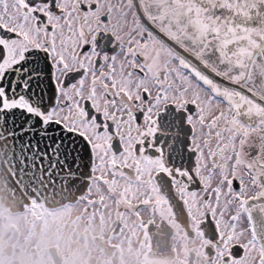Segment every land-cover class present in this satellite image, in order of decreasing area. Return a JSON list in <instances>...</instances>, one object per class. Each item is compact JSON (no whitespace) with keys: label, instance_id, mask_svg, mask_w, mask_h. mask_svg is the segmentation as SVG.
I'll return each instance as SVG.
<instances>
[{"label":"snow or ice","instance_id":"1","mask_svg":"<svg viewBox=\"0 0 264 264\" xmlns=\"http://www.w3.org/2000/svg\"><path fill=\"white\" fill-rule=\"evenodd\" d=\"M5 163L33 205L167 209L264 264V0H0Z\"/></svg>","mask_w":264,"mask_h":264},{"label":"flooded vegetation","instance_id":"2","mask_svg":"<svg viewBox=\"0 0 264 264\" xmlns=\"http://www.w3.org/2000/svg\"><path fill=\"white\" fill-rule=\"evenodd\" d=\"M108 204L103 212L72 197L54 207L29 202L17 210L0 204V264H207V242L186 232L170 210L126 214L124 235H114L116 205ZM152 222L159 234L146 230Z\"/></svg>","mask_w":264,"mask_h":264},{"label":"water","instance_id":"3","mask_svg":"<svg viewBox=\"0 0 264 264\" xmlns=\"http://www.w3.org/2000/svg\"><path fill=\"white\" fill-rule=\"evenodd\" d=\"M34 198L33 194L26 190V186L12 175L7 163L0 165V204L18 210L24 208ZM68 198L70 197L62 198L57 196L54 200L41 199L38 202L54 207L64 204Z\"/></svg>","mask_w":264,"mask_h":264}]
</instances>
